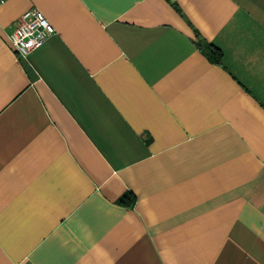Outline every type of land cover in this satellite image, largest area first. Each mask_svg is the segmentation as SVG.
Wrapping results in <instances>:
<instances>
[{
  "label": "crops",
  "instance_id": "1",
  "mask_svg": "<svg viewBox=\"0 0 264 264\" xmlns=\"http://www.w3.org/2000/svg\"><path fill=\"white\" fill-rule=\"evenodd\" d=\"M0 264H264V0L1 5Z\"/></svg>",
  "mask_w": 264,
  "mask_h": 264
},
{
  "label": "built area",
  "instance_id": "2",
  "mask_svg": "<svg viewBox=\"0 0 264 264\" xmlns=\"http://www.w3.org/2000/svg\"><path fill=\"white\" fill-rule=\"evenodd\" d=\"M6 1L0 0V6ZM53 33L54 28L43 13L32 7L13 24L9 39L19 56L25 58L32 51L40 48Z\"/></svg>",
  "mask_w": 264,
  "mask_h": 264
},
{
  "label": "trees",
  "instance_id": "3",
  "mask_svg": "<svg viewBox=\"0 0 264 264\" xmlns=\"http://www.w3.org/2000/svg\"><path fill=\"white\" fill-rule=\"evenodd\" d=\"M207 56L209 57V59H211L213 62H219V59H220V54H217L216 52L214 51H210V52H207L206 53Z\"/></svg>",
  "mask_w": 264,
  "mask_h": 264
}]
</instances>
